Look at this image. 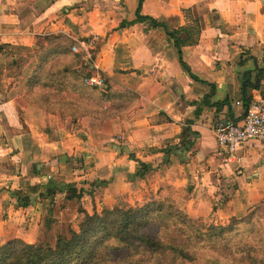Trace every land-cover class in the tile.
Masks as SVG:
<instances>
[{
  "label": "crops",
  "instance_id": "1",
  "mask_svg": "<svg viewBox=\"0 0 264 264\" xmlns=\"http://www.w3.org/2000/svg\"><path fill=\"white\" fill-rule=\"evenodd\" d=\"M49 35L71 50L97 37L91 59L72 53L108 77L109 101L75 118L27 99ZM262 99L264 0H0V248L78 230L81 210L171 198L226 225L264 206V141L228 162L216 137Z\"/></svg>",
  "mask_w": 264,
  "mask_h": 264
},
{
  "label": "trees",
  "instance_id": "2",
  "mask_svg": "<svg viewBox=\"0 0 264 264\" xmlns=\"http://www.w3.org/2000/svg\"><path fill=\"white\" fill-rule=\"evenodd\" d=\"M72 44L66 35L38 39V65L26 84V96L48 111L71 113L76 118L102 106L105 99L109 101L112 83L91 70L81 54L72 53ZM176 44L180 47L178 40ZM97 75L103 77L104 85L85 83L86 76ZM117 104L111 105L119 110ZM57 190L49 187L47 194ZM35 193L34 188H26L14 195L26 206L24 198ZM81 212L79 229L58 235L54 244L22 239L7 242L0 248V264H264L261 207L226 225L209 227L171 198L136 206L120 204L93 214ZM249 241L251 248L246 247Z\"/></svg>",
  "mask_w": 264,
  "mask_h": 264
},
{
  "label": "built area",
  "instance_id": "3",
  "mask_svg": "<svg viewBox=\"0 0 264 264\" xmlns=\"http://www.w3.org/2000/svg\"><path fill=\"white\" fill-rule=\"evenodd\" d=\"M97 37H88L79 41V46H74V52H84L89 59L92 58V49ZM85 83L89 86L104 85L102 76H86ZM237 104H241L240 101ZM217 141L224 153H227L226 160L234 161L237 149L251 141H264V99L253 101L248 104L246 114L241 122L230 121L218 125L216 129Z\"/></svg>",
  "mask_w": 264,
  "mask_h": 264
},
{
  "label": "rangeland",
  "instance_id": "4",
  "mask_svg": "<svg viewBox=\"0 0 264 264\" xmlns=\"http://www.w3.org/2000/svg\"><path fill=\"white\" fill-rule=\"evenodd\" d=\"M22 67H23V61L19 62V65H18V71L19 72L21 71ZM261 209H262V211H264V206H261ZM204 224L206 225V227L214 225V224H206V223H204ZM59 226H60V227H58V231L59 232H63V229L66 231V228L68 230L69 220H68V222H65V223H63L62 225H59ZM214 226H216V225H214ZM259 230H261V227H259ZM59 235H61V234H59ZM67 235H70L69 232H68ZM57 236L58 235H56V236L52 235V233L50 231H47L46 229H44L43 230V234L41 235V238H40L39 241H42V242H45V243H49V244H54V242L56 241ZM246 245H247L246 247H248V248L252 247L250 241ZM203 253H206V252H203ZM262 259H264V256L262 257ZM262 262H263V260H262ZM189 264H193V263H189Z\"/></svg>",
  "mask_w": 264,
  "mask_h": 264
},
{
  "label": "water",
  "instance_id": "5",
  "mask_svg": "<svg viewBox=\"0 0 264 264\" xmlns=\"http://www.w3.org/2000/svg\"><path fill=\"white\" fill-rule=\"evenodd\" d=\"M118 150H120V149H118Z\"/></svg>",
  "mask_w": 264,
  "mask_h": 264
}]
</instances>
